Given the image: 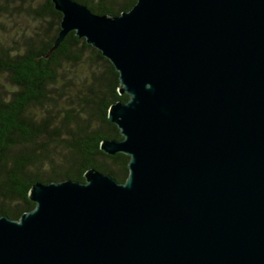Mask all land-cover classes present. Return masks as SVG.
<instances>
[{"label":"water","instance_id":"water-1","mask_svg":"<svg viewBox=\"0 0 264 264\" xmlns=\"http://www.w3.org/2000/svg\"><path fill=\"white\" fill-rule=\"evenodd\" d=\"M118 72L107 109L123 182H35L0 215V264H264V0H136L118 15L51 0Z\"/></svg>","mask_w":264,"mask_h":264},{"label":"trees","instance_id":"trees-1","mask_svg":"<svg viewBox=\"0 0 264 264\" xmlns=\"http://www.w3.org/2000/svg\"><path fill=\"white\" fill-rule=\"evenodd\" d=\"M93 13L118 15L136 0H75ZM23 15L31 29L1 32L0 215L17 219L35 203L27 191L35 182L73 179L95 168L125 181L129 156L99 148L103 139H121L107 119L118 94V72L101 52L70 31L44 58L59 30L61 13L51 0H0V20ZM8 37L7 40H5Z\"/></svg>","mask_w":264,"mask_h":264},{"label":"rangeland","instance_id":"rangeland-1","mask_svg":"<svg viewBox=\"0 0 264 264\" xmlns=\"http://www.w3.org/2000/svg\"><path fill=\"white\" fill-rule=\"evenodd\" d=\"M38 1H40V0H38ZM12 27H14L16 30H19V32H20V29H23V28L31 29L32 27H34V23L30 19L25 18L23 15H19L15 18L1 19L0 20V37H1V32L4 29L8 30ZM7 39H8V37L5 40H7ZM0 85H1V87H4V88L10 87L8 80L5 79V77L2 73H0Z\"/></svg>","mask_w":264,"mask_h":264}]
</instances>
